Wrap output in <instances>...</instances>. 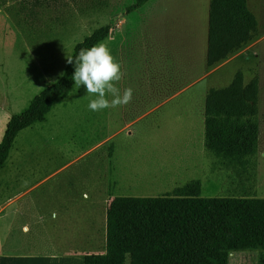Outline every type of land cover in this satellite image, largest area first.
<instances>
[{
    "label": "rangeland",
    "instance_id": "374dc122",
    "mask_svg": "<svg viewBox=\"0 0 264 264\" xmlns=\"http://www.w3.org/2000/svg\"><path fill=\"white\" fill-rule=\"evenodd\" d=\"M248 1L260 23L259 40L246 54L231 57L216 73L205 75L211 70V0H152L145 10L130 15L126 9L136 0H109L107 8L96 0H50L42 7L0 0V143L9 120L62 78L67 56H74L76 46L108 24L113 31L104 42L124 73L118 87L133 89L128 105L91 111L93 97L83 85L74 86L45 122L21 131L0 169V205L46 179L15 207L42 197L48 207L70 210L75 242L88 232L95 239L88 252L98 253L107 250L120 197H164L201 180L200 198L223 197L232 210L257 213L234 173L211 172L213 159L204 146L206 96L185 109L176 104L186 93L145 114L200 76L205 75L196 89L207 93L229 86L240 70L246 84L257 72L260 136L255 190L257 198L264 199V0ZM165 145L168 151L163 153ZM200 198H167L157 206L194 209ZM258 256V251L232 252L229 264H258Z\"/></svg>",
    "mask_w": 264,
    "mask_h": 264
},
{
    "label": "trees",
    "instance_id": "16d2710c",
    "mask_svg": "<svg viewBox=\"0 0 264 264\" xmlns=\"http://www.w3.org/2000/svg\"><path fill=\"white\" fill-rule=\"evenodd\" d=\"M50 0H24L42 7ZM101 8L109 0H96ZM150 0H136L127 7L131 14ZM108 24L76 46L73 63L62 78L34 98L28 109L13 116L0 143V169L10 157L20 132L46 121L58 100L75 84V57L82 48L106 41ZM259 34V20L248 0H211L209 11L208 65L215 67L252 43ZM249 84L242 70L229 86L209 90L205 106V151L213 159L211 172L234 173L240 191L258 207V212L236 211L223 197L200 198L201 180L175 188L164 197L116 199L114 225L106 252H90L84 264H229L232 252L258 251L264 264V199L257 198L260 136V78ZM200 198L198 208H161L162 201Z\"/></svg>",
    "mask_w": 264,
    "mask_h": 264
},
{
    "label": "crops",
    "instance_id": "0c3cea01",
    "mask_svg": "<svg viewBox=\"0 0 264 264\" xmlns=\"http://www.w3.org/2000/svg\"><path fill=\"white\" fill-rule=\"evenodd\" d=\"M151 2L152 0L138 11L145 10ZM259 38L260 23L259 34L252 43L237 54L228 56L215 67L208 65L211 70L205 75L216 73L217 70L232 61L233 58L235 59L244 55L253 46V43H257ZM231 57L233 58L231 59ZM226 61L227 63H224ZM204 76H200L183 86L145 114L186 93H188L186 99L176 104L183 105L182 108L184 107L185 109L193 101L198 103L201 98L205 96L207 98L209 90L206 93L205 91L196 89V86L200 83L199 81ZM199 142L202 143V139ZM162 150L163 153H166L168 145L163 146ZM46 182V179H43L28 191L8 199L0 205V264H84V256L90 253L88 252V248L91 241L95 242V239L91 237L90 233L86 232L83 234L82 232V235L79 237L80 241L75 242L72 236V225L68 223V216L70 220L72 218L70 210L63 207H48L46 205L47 199L42 197L40 199H30L22 207H15L20 200L29 196L33 189L41 187ZM8 211L13 214L7 216L6 213ZM79 228L83 230L87 229L83 227Z\"/></svg>",
    "mask_w": 264,
    "mask_h": 264
},
{
    "label": "clouds",
    "instance_id": "9594fccd",
    "mask_svg": "<svg viewBox=\"0 0 264 264\" xmlns=\"http://www.w3.org/2000/svg\"><path fill=\"white\" fill-rule=\"evenodd\" d=\"M67 62L72 64L73 57L67 56ZM123 75L121 65L104 41L91 48H82L75 57L72 79L76 87L83 85L87 94L93 97L88 104L91 111L118 108L132 101L133 89L128 87L121 91L118 87Z\"/></svg>",
    "mask_w": 264,
    "mask_h": 264
}]
</instances>
